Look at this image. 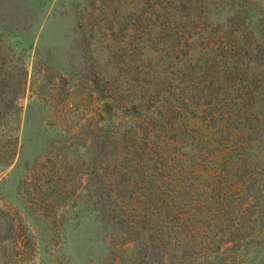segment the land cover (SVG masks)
Wrapping results in <instances>:
<instances>
[{"label":"trees","instance_id":"obj_1","mask_svg":"<svg viewBox=\"0 0 264 264\" xmlns=\"http://www.w3.org/2000/svg\"><path fill=\"white\" fill-rule=\"evenodd\" d=\"M156 1L154 22L146 23L142 8L139 29L131 25L143 34L140 74L146 52L150 59L185 54L176 79L184 82L191 68L193 85L175 96L158 87L168 78H154L131 97L107 87L86 170L69 168L62 152L55 172L38 175L33 197L44 205L73 192L80 197L87 180L92 209L124 244L133 243L138 264H242L252 249L264 256V0ZM209 1L225 4L224 20L213 21L219 12ZM107 7L116 11L113 1ZM197 52L204 60L187 67ZM28 85L26 65L15 71L0 53V178L23 162ZM54 137L49 130L44 147ZM31 170L23 182L34 180ZM70 178L82 185L80 194Z\"/></svg>","mask_w":264,"mask_h":264},{"label":"rangeland","instance_id":"obj_2","mask_svg":"<svg viewBox=\"0 0 264 264\" xmlns=\"http://www.w3.org/2000/svg\"><path fill=\"white\" fill-rule=\"evenodd\" d=\"M112 1L114 12L107 7ZM156 4V0H0V53L8 55L15 71L24 64L29 70L28 92L21 104L24 119H31L21 133L27 137L22 165L0 178V264H138L133 243L124 244L123 235L104 225L92 209L85 192L87 180L80 197L73 192L48 205L36 201L33 192L38 175L46 169L55 172L62 152L74 164L69 168L86 170V144L92 127L103 122L107 87L131 97L154 78H168L158 87L175 96L193 85L191 68H185L184 82L176 79L178 61L185 54L166 52L150 59L153 53L145 51L149 57L140 74L143 34L135 32L138 14L143 8L146 23L154 22ZM205 6L219 12L213 21L225 19V4L209 1ZM203 60L197 52L187 67ZM92 86H98V93ZM49 130L56 143L46 148L43 138ZM35 167L39 172L31 173ZM28 168L34 180L23 182ZM68 180L80 194L82 185ZM261 253L252 249L243 254L242 264H264Z\"/></svg>","mask_w":264,"mask_h":264}]
</instances>
